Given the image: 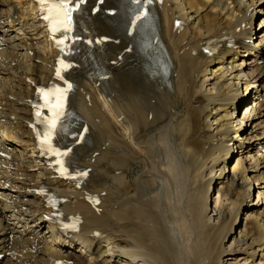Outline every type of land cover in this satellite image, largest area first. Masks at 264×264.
Returning a JSON list of instances; mask_svg holds the SVG:
<instances>
[{
  "label": "bare ground",
  "instance_id": "obj_1",
  "mask_svg": "<svg viewBox=\"0 0 264 264\" xmlns=\"http://www.w3.org/2000/svg\"><path fill=\"white\" fill-rule=\"evenodd\" d=\"M81 1L90 56L63 79L86 142L58 139L76 182L30 127L59 53L35 0H0V264H264V0H154L164 75L123 0Z\"/></svg>",
  "mask_w": 264,
  "mask_h": 264
},
{
  "label": "snow or ice",
  "instance_id": "obj_2",
  "mask_svg": "<svg viewBox=\"0 0 264 264\" xmlns=\"http://www.w3.org/2000/svg\"><path fill=\"white\" fill-rule=\"evenodd\" d=\"M38 2L41 4L42 9L45 5H47L48 16L46 17V19L49 20L50 28L53 33L60 30H63L65 32L71 30L70 26L72 9L68 6L70 0H38ZM60 43H62V41ZM59 75L60 69H57V76L59 77ZM70 87L71 85H69V88ZM51 95L56 97L55 106L52 107L50 105H47V102L46 106H49V110L53 113V118L48 121L47 131L44 133V139L41 141L42 143L49 144V147H51V137L57 128V123L63 110L64 99V94L60 92L59 89H56L54 93H51ZM36 115L37 117H39L40 112L38 111Z\"/></svg>",
  "mask_w": 264,
  "mask_h": 264
},
{
  "label": "rangeland",
  "instance_id": "obj_3",
  "mask_svg": "<svg viewBox=\"0 0 264 264\" xmlns=\"http://www.w3.org/2000/svg\"><path fill=\"white\" fill-rule=\"evenodd\" d=\"M254 19V18H253ZM257 21V18L253 21V24L255 23ZM240 92H241V95L243 94V96H244V93L245 94H247L246 93V91H244L243 90V88H240ZM239 92V93H240ZM243 107V106H242ZM241 109V108H240ZM243 113V110L242 111H240V114L239 115H241ZM235 116V115H234ZM234 144L233 145H230L229 147H230V149L232 150L233 148H234ZM229 149V150H230ZM236 152V151H235ZM234 155V151H231V156H233ZM234 158V156L232 157V159ZM232 159H231V161H232ZM231 162L229 163V165H228V171H229V173H230V171H231ZM230 179V178H229ZM216 189L217 188H215V189H213V188H211V191H213V193L214 194H212V196H210V199L212 200V199H214L215 198V196H216ZM251 200H255L256 199V192H254V194L251 196V198H250ZM211 203V202H210ZM211 206L210 207H212V204H210ZM249 210L248 209H244L243 210V212H241V214H240V216L238 217V220L236 221V223H235V226H238V224L240 225L241 224V228L243 227V225H244V223H245V220H244V215H245V213L246 212H248ZM225 259H226V257H224ZM231 261H233V260H228V262L229 263H232Z\"/></svg>",
  "mask_w": 264,
  "mask_h": 264
}]
</instances>
